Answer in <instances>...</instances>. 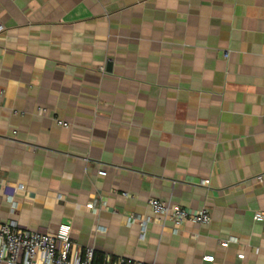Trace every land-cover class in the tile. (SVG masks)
<instances>
[{"label":"crops","instance_id":"1","mask_svg":"<svg viewBox=\"0 0 264 264\" xmlns=\"http://www.w3.org/2000/svg\"><path fill=\"white\" fill-rule=\"evenodd\" d=\"M0 26L3 220L145 264H264V0H0ZM150 198L211 222L175 234Z\"/></svg>","mask_w":264,"mask_h":264},{"label":"built area","instance_id":"2","mask_svg":"<svg viewBox=\"0 0 264 264\" xmlns=\"http://www.w3.org/2000/svg\"><path fill=\"white\" fill-rule=\"evenodd\" d=\"M2 29L3 26H0V31ZM42 112H45V109ZM58 123L70 127L67 122ZM209 182L206 179L202 184L208 185ZM148 204L156 218L172 223L175 234L179 233L188 222L206 225L212 219L208 207L192 211L156 198H150ZM255 219L263 222L264 212H256ZM151 221H153L151 217L131 216L128 224L140 222L145 228ZM71 231L72 227L69 224H61L54 234L35 231L21 227L15 220L6 221L0 217V264H145L136 259L114 257L110 254H105L103 259L97 262L93 247H85L77 252ZM228 244V242L222 243L223 246ZM239 258H244V254L239 255ZM205 259L213 260L214 257Z\"/></svg>","mask_w":264,"mask_h":264},{"label":"trees","instance_id":"3","mask_svg":"<svg viewBox=\"0 0 264 264\" xmlns=\"http://www.w3.org/2000/svg\"><path fill=\"white\" fill-rule=\"evenodd\" d=\"M103 254L96 253V261L100 262L103 259Z\"/></svg>","mask_w":264,"mask_h":264}]
</instances>
